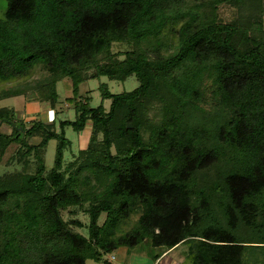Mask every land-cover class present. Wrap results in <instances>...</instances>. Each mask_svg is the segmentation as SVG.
Here are the masks:
<instances>
[{
	"label": "trees",
	"instance_id": "obj_1",
	"mask_svg": "<svg viewBox=\"0 0 264 264\" xmlns=\"http://www.w3.org/2000/svg\"><path fill=\"white\" fill-rule=\"evenodd\" d=\"M3 2L0 100L55 109L66 81L75 117L58 133L59 111L26 123L0 108V264H85L145 239L185 244L190 264L264 262V0ZM131 76L129 92L100 83L98 107L80 94ZM87 126L71 153L65 128Z\"/></svg>",
	"mask_w": 264,
	"mask_h": 264
},
{
	"label": "rangeland",
	"instance_id": "obj_2",
	"mask_svg": "<svg viewBox=\"0 0 264 264\" xmlns=\"http://www.w3.org/2000/svg\"><path fill=\"white\" fill-rule=\"evenodd\" d=\"M4 1V0H3ZM0 0V8L2 5H4V2ZM124 50V47L119 46L117 44L112 46L113 52H122ZM105 83L108 86V90L113 94H119L122 92H129L135 89L138 86V82L134 76L129 77L123 82L119 81H110L105 77H101L99 80H91L87 83H83L80 85V94L81 96H87L89 105L93 108L98 107L102 101L99 94V84ZM10 83H5L3 87L10 86ZM57 93L59 96V103L56 105L55 109L49 108L45 104H26V106H22L20 100V97H16L15 99H4L0 100V108L6 107L13 103L14 107L16 108V114H18V117L24 120V122H32L34 120H41L44 122H50L55 118V112L59 111L55 118L56 123V132H60L59 124L62 121L74 120V111L72 108H69L67 106L66 102L64 101L66 98L71 97V87L69 82H60L57 85ZM110 104V101L106 100L103 101V106L105 109H108ZM69 108V109H68ZM15 122V118H14ZM1 123V122H0ZM0 132L7 133L8 127L5 124H0ZM65 137L71 141V153H75L78 149H84L87 145L88 138L90 135V126H87L83 132H81L79 135L71 130V128L66 127L65 130ZM30 144H36L38 143V138H33L29 140ZM57 141L50 140L48 142V145L46 147L45 152V166L47 169H51L54 164V157H55V149H56ZM14 147H11L8 149L7 154L4 158V161L7 159L8 155L11 154ZM69 150L65 151L66 155L68 154ZM139 217V214H132L131 215V221L134 222ZM105 215L102 214L99 218V224H102L104 221ZM65 219L68 220L69 217L65 216ZM78 219L83 223V227H72V231L82 235L83 237H88V223L89 218L86 215H78ZM187 249L188 247L185 244H181L180 247L173 253L169 255V257L164 261V264H168L169 260L171 264H190V259L187 255ZM161 249L154 248L151 245V242L149 239H145L138 247L134 249H130V256L127 258V264H138V262L141 260L147 258V261H153L156 259V256L159 255V252ZM117 251H114V253L108 255H103V259L100 261H95L93 259H88L85 263L86 264H103V260L107 259L110 256L116 257ZM132 254V255H131ZM108 255V256H107ZM119 255V254H118ZM122 259V254L118 256V259H116L112 264H120ZM132 260V261H131ZM169 262V263H170ZM261 264H264L262 262Z\"/></svg>",
	"mask_w": 264,
	"mask_h": 264
},
{
	"label": "crops",
	"instance_id": "obj_3",
	"mask_svg": "<svg viewBox=\"0 0 264 264\" xmlns=\"http://www.w3.org/2000/svg\"><path fill=\"white\" fill-rule=\"evenodd\" d=\"M180 247V245L179 246H177V247H175V248H173V249H171V250H169V251H160L159 252V255H157L156 256V259L155 260H153V261H147V258L146 259H144L143 261H139L138 262V264H164V261L169 257V255L171 254V253H173V252H175L178 248ZM117 251V253L120 255V254H122V259H121V263L120 264H127V258H129V256H130V252L126 249V248H119V249H117L116 250ZM118 254H116V257H114V256H110V257H108L107 259H105V260H107V262L109 263V264H112V262H114L116 259H118ZM110 255V254H109ZM132 255V254H131ZM108 256V255H107ZM132 261V260H131ZM169 262H170V260H169ZM168 262V264H171V262L169 263ZM86 264V263H85Z\"/></svg>",
	"mask_w": 264,
	"mask_h": 264
},
{
	"label": "water",
	"instance_id": "obj_4",
	"mask_svg": "<svg viewBox=\"0 0 264 264\" xmlns=\"http://www.w3.org/2000/svg\"><path fill=\"white\" fill-rule=\"evenodd\" d=\"M127 128H131V125H130V124H128V125H127Z\"/></svg>",
	"mask_w": 264,
	"mask_h": 264
}]
</instances>
